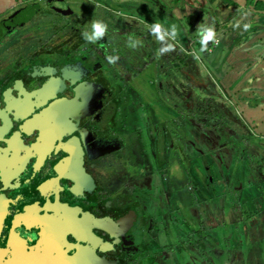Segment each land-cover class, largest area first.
<instances>
[{
	"label": "flooded vegetation",
	"instance_id": "obj_1",
	"mask_svg": "<svg viewBox=\"0 0 264 264\" xmlns=\"http://www.w3.org/2000/svg\"><path fill=\"white\" fill-rule=\"evenodd\" d=\"M99 1L77 0L76 12L71 1L31 0L0 17V264H195L209 244L202 168L192 162L189 170L171 128L178 130L179 116L187 126L191 119L203 142L193 144L192 129L183 135L203 153L209 136L222 148L238 151L241 143L230 126L218 127L212 107L200 103L189 113L190 92L184 100L177 88L186 74L178 47L153 33L149 41L141 19L110 8L119 15L113 19ZM87 21L107 25L105 35L86 41ZM108 56L119 60L109 64ZM143 77L148 108L142 97L137 110L148 116L156 101L171 110L146 125L154 173L131 145L142 130L131 129L125 110L131 92L145 94ZM174 172L185 175L180 188Z\"/></svg>",
	"mask_w": 264,
	"mask_h": 264
},
{
	"label": "rangeland",
	"instance_id": "obj_2",
	"mask_svg": "<svg viewBox=\"0 0 264 264\" xmlns=\"http://www.w3.org/2000/svg\"><path fill=\"white\" fill-rule=\"evenodd\" d=\"M59 1V0H57ZM62 1V0H61ZM64 1H71V2H77V0H64ZM162 4H164V6L166 5V3L164 2L165 0H159ZM183 0H180V3H182ZM205 6L204 8H200V10L197 12L196 15H194L192 18H198V17H203L206 19H210V23L208 25V27H210V25L212 26L211 22L216 20V17L211 13L210 10L213 9V4H212V0H205ZM259 1V0H258ZM106 2V3H105ZM74 3H72V8H70L71 10H77L82 11L80 9L81 4L79 5H75ZM99 6L100 9L102 10V12L104 14H107V16H111L113 19L115 17H118L119 15L114 13L110 8H114L117 11H121L123 14L126 13L127 14H134L136 16L142 17L146 20V23L149 24H154V23H160L162 25L163 28L168 29V27H170V24L173 25H177L176 22L171 23L169 21V17H171V15L173 16L175 13L172 12L171 15H168L167 12H165L166 6H162L163 10L161 11V9H157L155 3V0H100L99 1ZM105 3V4H104ZM248 6H253L256 3L253 2L251 0L247 1ZM252 4V5H251ZM84 5V4H82ZM257 6H259V9H264V5L259 1V3L257 4ZM94 7V6H93ZM166 9V10H165ZM66 8L64 9H60L59 11H61L62 13L65 12ZM259 10V11H260ZM111 11V12H110ZM111 14H110V13ZM66 13V12H65ZM113 14V15H112ZM87 15V14H85ZM83 17V16H81ZM174 17V16H173ZM88 18V15L86 16V19ZM185 21H191L189 20V17H187V20ZM145 22V21H144ZM219 22V21H217ZM87 23L89 25L90 21H87ZM145 23V26H147V34H145L146 39L153 40L154 36L151 35L152 32L150 31V27L148 24ZM178 26V25H177ZM229 30V28H227ZM201 30V29H200ZM148 33H151L150 35ZM177 34V32H176ZM237 38L240 35L238 31H236L235 33ZM177 36L179 37V40H182L183 43V47H181L179 49V51L177 52V56H178V63L177 66H179V68H184V71L186 74H181L179 73V77L177 76L178 80L180 81L179 83V87L178 90L180 92V96L183 97V99L185 100V96L190 92V112H192V109L195 110L197 109V107H199L200 103L202 105H204V103L207 102H211V106L213 104L214 108L216 109L218 115H217V120H218V127L221 128L222 126H230L231 128V134L233 137H235L238 141L241 140V146L242 149L239 148V151L241 153L240 156H237V161H240L241 158L243 156H246L244 149V146H249V152H252L253 150V142L256 141V139L254 138V136L251 137L250 134L253 133V131L248 130V127H245V124H243L242 122L239 121V119H236L237 117H233L232 116V109L230 108V106L228 105L227 101L222 99V95L224 96L223 93V84L224 82L228 83L233 81H236V83L238 84V81H240V76L241 73L243 72L241 67L243 65V63L247 62V53H239L237 51H233V52H227L225 49L221 48L220 51V47L217 49H213V47H208V46H212L213 43H210V45L207 46L206 51H201V33H199V31H197V33L195 34V32L193 34H190L188 36V38L182 33L180 32V35L177 34ZM232 36V34H231ZM194 37V39H193ZM158 38V37H157ZM164 38H168L170 41L173 40L171 37H169L168 35L164 36ZM192 39V41H190ZM222 39V38H220ZM195 40V41H194ZM219 40V39H218ZM190 42H193V44H191ZM151 43V42H150ZM220 43V42H219ZM219 43L217 45H219ZM166 49L165 46L163 48V50ZM188 51V54L186 53ZM190 51V52H189ZM193 51V52H191ZM182 63V65H181ZM188 79V80H187ZM146 77H143V79L140 82V86L142 89V92L145 93L143 96L138 95V90L136 92H131L130 93V99L131 102L133 103V105L128 104V106L126 107V112H128L129 118H128V124L132 125L131 129L133 128H140L142 130V133H140V135H138V137L136 136L135 138V144H131L133 145L134 149L136 151H140L143 153L144 157H143V164L147 167V169L154 173L155 170V162L153 161L152 155H153V150H154V145L152 144V142H150L146 136V125L148 124H156L159 120H164L167 116L171 115V110L169 108H166L164 105H161L160 103H158L156 101L157 104H159L160 106H156L157 104H155L156 108L153 112H151L150 110L146 109V114L149 111V115H145V117L142 115V113H140L137 108H136V103L140 101V98L144 97L145 98V102L146 99L148 98V88H147V82H146ZM181 81H183L181 83ZM182 84V86H180ZM177 86V84H176ZM180 88V89H179ZM222 88V89H221ZM222 94V95H221ZM205 96H208L206 98H204ZM150 101L152 103H154L152 97L150 96ZM155 100V99H154ZM182 102V101H181ZM184 105L179 104V110H182L184 113H186L185 111V102H183ZM188 104V103H187ZM146 107H147V102L145 103ZM189 105V104H188ZM212 106V107H213ZM208 107V106H207ZM148 108V107H147ZM194 110V111H195ZM210 114H213L210 112ZM175 115V113H174ZM147 117V118H146ZM179 119V120H178ZM177 119L176 124H178L179 127L178 130H176L175 127H172L171 131L174 134V137H176V139H178L180 141L181 144V148H183L184 146V150L186 153H184V162L188 161L190 159V163H189V167L191 170V166H192V162L196 163L198 168H202V172L203 169H207V164L211 163L214 164L215 163V156L213 154H207V153H203L201 151H198L197 149H195L193 147V144L196 146H200L201 142H203L202 137L200 136V131L199 126L194 123L191 119H189L190 121H186L187 124L194 123V126L192 127L191 125L187 126L183 119L181 118V116H179ZM222 119H229V123H227V121H221ZM180 121V122H179ZM173 123V124H174ZM235 124L237 125V127L235 126ZM143 125L145 126V128L143 127ZM234 125V126H233ZM215 126V125H214ZM241 127V128H240ZM247 128V129H246ZM192 129V130H190ZM189 130L192 132V135L194 138L192 140L193 144H190V140L187 139L186 135L183 134H189ZM224 130V127H223ZM245 130H248L245 132ZM234 131L235 134L237 136L240 137H236L235 134L232 132ZM188 132V133H187ZM252 132V133H251ZM254 135V133H253ZM242 136V137H241ZM248 139V142H247ZM260 142V141H259ZM234 142H232V144H234ZM261 143H263V147H264V141H261ZM245 144V145H244ZM233 147L230 146H225V147H221V149L227 154H234L236 151V149H232ZM210 149V148H209ZM149 152H151L152 155H149ZM206 154V157L205 155ZM250 154V158H252L251 153ZM173 155V153H172ZM248 155V154H247ZM254 161H257V158H253ZM228 161L230 160V157H228L227 159ZM175 162V159L173 160ZM252 161V160H251ZM256 163V162H255ZM257 164V163H256ZM254 164V165H256ZM178 167V165L175 164V167ZM175 167L173 168L175 170ZM186 173V172H185ZM174 178L177 180L178 182V188H180L181 184L183 186V184L186 182V178L184 174L181 173H177L174 172ZM188 176V175H186ZM191 177L195 180H197V183L200 184L201 181L199 180L198 176L196 177L195 172L194 174L191 173ZM205 178V176H204ZM259 180V184H255V182L251 181L249 183H247L248 187H246L245 191H242L241 193L244 194V197H246L247 195V199H245V204L240 205L239 208L241 210V208L245 211H249L252 212L253 210H255V204H256V199L252 196V194L254 193H264V174L262 176H259V178H257ZM206 180H207V175H206ZM183 182V183H182ZM188 182L189 178H188ZM181 186V187H182ZM211 189H217L215 186H210ZM183 190V189H182ZM246 194V195H245ZM201 194L199 193V196ZM197 194H194V197H196ZM164 201L166 202V205L169 208H172V203L174 200L172 199H168L166 192L164 191V195H163ZM163 199L162 202L164 203ZM259 203L264 204V199L259 200ZM175 207V206H174ZM173 207V208H174ZM197 208V206H196ZM237 211V210H236ZM228 209L225 207L222 209V213H217L215 216L211 217L209 214L208 220H207V224H211L212 226H209L210 228H212L210 230V233H208V242L209 244H205V249L206 251L204 252V254L202 253L200 256H195V264H231V260L233 258H235V248L237 246H241L242 249H245V251L243 252V259L241 260L242 263H246L252 256L253 253L251 250V245H252V239H250L249 237L251 236V233L247 230L248 226L245 225V229L244 227L243 230L245 232L248 231V236L245 235V232L241 229V226L239 228H237V221L235 220V222L232 223H228L226 222V217L228 216ZM239 217H241L242 212L238 211ZM199 215L202 217L204 216L202 214V211H199ZM221 216H223V219ZM230 216V213H229ZM218 217H221V221L219 223L218 226L214 227L215 222L217 220ZM252 217L255 219V215L252 214ZM242 218V217H241ZM244 218V217H243ZM161 221H163L165 224H167V220H166V216L162 215L160 216ZM245 219V218H244ZM205 221V220H204ZM238 221L240 222V218L238 219ZM238 222V223H239ZM245 222L247 223V220H245ZM218 222H216L217 225ZM226 223V225H225ZM260 231L263 233L264 236V229L262 230H258L257 229V235L260 236ZM158 238V241L163 240V236L160 234ZM211 246V248H210ZM259 247L264 248V242L259 244ZM223 259V262H220ZM219 262V263H218ZM234 261L232 260V263ZM257 262H259L257 260ZM236 262H234L235 264ZM173 264H191L190 262H185L183 263L182 260L180 261H175Z\"/></svg>",
	"mask_w": 264,
	"mask_h": 264
},
{
	"label": "crops",
	"instance_id": "obj_3",
	"mask_svg": "<svg viewBox=\"0 0 264 264\" xmlns=\"http://www.w3.org/2000/svg\"><path fill=\"white\" fill-rule=\"evenodd\" d=\"M27 1L31 0H0V17L15 10L18 5ZM155 1L156 8H160L162 11L164 4L159 0ZM247 1L249 0H212L213 9L210 11L216 17V20L211 22L212 26L210 25V27L216 33L215 38L219 39L220 43L215 46H207L213 47V49L220 47V51L222 48L227 52L237 51L241 54L247 53L249 55L247 56V62L241 66L243 67V72L238 84L233 80L232 83L224 82L223 89L221 88L224 96L221 95L222 99L226 100L232 109V113L234 112L240 118L245 127H248V130L253 131L254 135L251 133L256 141L252 143V152H249V146L244 149L249 159L243 156L240 161H237V156L241 155L239 150L234 154L227 155L221 149V146L218 145V141L213 136H209L208 138L212 142H209L211 147L209 146L210 149L204 153L213 154L215 163H208L207 169H203L205 178L202 174L201 177L206 182L204 186L205 195L209 197L208 206L206 205L205 209L206 219L208 220L209 215L213 217L217 213H222V209L225 207L229 209L231 204L232 208L237 206L238 210L236 214L234 213L231 217L226 218L227 224L234 222L233 219L240 218V222L236 220L237 228L241 226L243 230L242 227L245 229V225H249L247 230L252 236L249 238L252 239L250 251H252L253 256L246 263H242L241 260L245 249L237 246L235 248V258L232 260L236 262L235 264H264V248L259 247V244L264 242V236L261 231L260 236L257 235V229H264V204L258 202L264 199V193L252 194L256 199L255 210L252 212L245 211L242 208L240 210L239 208L240 205L245 204V199H247V195L245 194L246 197H244V194L241 193L248 187L247 183L253 181L255 184H259L257 178L264 174V147L263 143H261V141H264V9L260 10L259 6H257L259 1L264 5V0H251L252 3L255 2L256 4L250 7ZM164 2L167 9H165V12L168 15H171L172 12L175 13L174 17L172 15L169 17V21L171 23L176 22L178 25H174L175 32L178 35L182 32L188 38L194 32L195 34L197 31L205 33L206 29L210 28L208 25L211 18H192L200 8H204L205 0H183L182 3H180V0H165ZM127 15L129 18L135 17L146 23V20L142 17L134 14ZM187 17L191 21H185ZM146 24L151 25L149 23ZM246 24L250 25L247 31L244 28ZM171 31V24L168 29L161 28V33H167L173 39L171 40L172 44L180 49L183 47L182 40H179L177 34L173 37ZM236 31L240 34L238 38L236 34L233 36ZM190 43L193 44V42ZM240 149H242V146H240ZM249 153L252 154V158H250ZM228 157H230L229 161L227 160ZM255 157L257 158V161H255L257 164L253 162ZM207 170L208 173L206 172ZM210 186L212 188L215 186L217 189H211ZM238 211L242 212V218L239 217ZM252 214L255 215V219ZM220 219L221 217H218L216 222ZM245 220H247V223ZM216 222L214 227H216ZM208 225L212 226L210 223ZM248 231H244L246 236H248ZM232 260L231 264H234ZM220 262H223V259Z\"/></svg>",
	"mask_w": 264,
	"mask_h": 264
},
{
	"label": "clouds",
	"instance_id": "obj_4",
	"mask_svg": "<svg viewBox=\"0 0 264 264\" xmlns=\"http://www.w3.org/2000/svg\"><path fill=\"white\" fill-rule=\"evenodd\" d=\"M150 27V31L155 34L159 39H163L165 35H167V33H161V28L162 25L160 23H154L152 25L149 26ZM250 25H245L244 28L247 31L249 29ZM199 28V26H198ZM107 30V25L103 24L100 21H93L91 23V32H83L82 36L84 37V39L88 42H95L96 40L102 38ZM171 35L173 37H175L176 32H175V26H172V31H171ZM202 35V39L200 41L201 43V51H206L207 48V44L209 41H213L216 33L214 32V30L210 27L208 29H206L205 33H201ZM216 43H218V41H216ZM131 47L135 48L136 44L133 43L130 45ZM172 47L171 45L169 46L168 49H164L161 50V52H167V51H171ZM107 61L109 64H116V62L119 60L118 56H108L106 57Z\"/></svg>",
	"mask_w": 264,
	"mask_h": 264
},
{
	"label": "water",
	"instance_id": "obj_5",
	"mask_svg": "<svg viewBox=\"0 0 264 264\" xmlns=\"http://www.w3.org/2000/svg\"><path fill=\"white\" fill-rule=\"evenodd\" d=\"M22 11H27V10H22ZM207 45H210V42H208V44ZM206 97H208V96H205L204 98H206ZM212 106H213V104H212ZM214 107V106H213ZM228 212L230 213V216H229V213L227 214L228 216L226 217V218H228V217H231L232 215H234V214H232L231 212H232V210L231 209H228ZM222 218H223V216H221ZM224 219V218H223ZM225 220V219H224ZM219 225V224H218ZM217 226V225H216Z\"/></svg>",
	"mask_w": 264,
	"mask_h": 264
},
{
	"label": "trees",
	"instance_id": "obj_6",
	"mask_svg": "<svg viewBox=\"0 0 264 264\" xmlns=\"http://www.w3.org/2000/svg\"><path fill=\"white\" fill-rule=\"evenodd\" d=\"M210 104H211V102H207V103H204V106H205V107H206V106L212 107ZM204 106H203V107H204ZM205 107H204V108H205ZM212 108H213V110H214L215 112H217L216 109H215L214 107H212ZM203 110H204V109H203Z\"/></svg>",
	"mask_w": 264,
	"mask_h": 264
},
{
	"label": "built area",
	"instance_id": "obj_7",
	"mask_svg": "<svg viewBox=\"0 0 264 264\" xmlns=\"http://www.w3.org/2000/svg\"><path fill=\"white\" fill-rule=\"evenodd\" d=\"M202 38V37H201ZM216 41H218V43H219V40L217 39V38H214V40L213 41H209L210 43H213V45L215 46V45H217L218 43H216Z\"/></svg>",
	"mask_w": 264,
	"mask_h": 264
}]
</instances>
